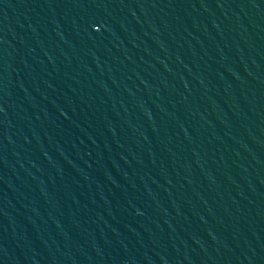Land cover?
<instances>
[{
    "label": "water",
    "instance_id": "95a60500",
    "mask_svg": "<svg viewBox=\"0 0 264 264\" xmlns=\"http://www.w3.org/2000/svg\"><path fill=\"white\" fill-rule=\"evenodd\" d=\"M0 264H264V0H0Z\"/></svg>",
    "mask_w": 264,
    "mask_h": 264
}]
</instances>
